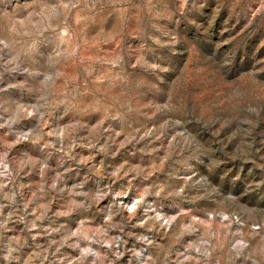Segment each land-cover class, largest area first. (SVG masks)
<instances>
[{
	"label": "rangeland",
	"instance_id": "374dc122",
	"mask_svg": "<svg viewBox=\"0 0 264 264\" xmlns=\"http://www.w3.org/2000/svg\"><path fill=\"white\" fill-rule=\"evenodd\" d=\"M0 264H264V0H0Z\"/></svg>",
	"mask_w": 264,
	"mask_h": 264
}]
</instances>
